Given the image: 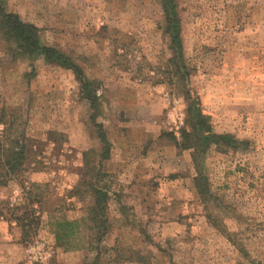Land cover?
I'll return each instance as SVG.
<instances>
[{"label": "rangeland", "instance_id": "1", "mask_svg": "<svg viewBox=\"0 0 264 264\" xmlns=\"http://www.w3.org/2000/svg\"><path fill=\"white\" fill-rule=\"evenodd\" d=\"M174 1L185 82L160 0L1 2L81 76L0 33V142L15 152L8 170L0 158V220L17 245L0 264H28L36 241L56 264H264V0ZM81 78L98 83L97 111ZM187 95L211 133L180 149ZM95 190L107 230L80 223L57 243L54 222L85 218Z\"/></svg>", "mask_w": 264, "mask_h": 264}, {"label": "trees", "instance_id": "2", "mask_svg": "<svg viewBox=\"0 0 264 264\" xmlns=\"http://www.w3.org/2000/svg\"><path fill=\"white\" fill-rule=\"evenodd\" d=\"M0 0V33L7 35L12 38L14 44L21 53L31 54L40 52L46 61L53 62L60 65L63 68H71L77 77L81 76V72L77 69L75 65L71 63V61L61 52L56 49L42 47L37 40V29L32 25L23 23L17 15L6 13L2 2ZM164 28L163 33L169 36V47L175 51L174 55L177 58H173L172 62H175L176 72L175 75L178 76L181 80L185 82V79L189 76L186 68L180 66L179 61L183 59V49L180 39V21L176 12V4L174 0H160ZM97 88L98 83L95 81H88L81 78L80 81V90L81 96L83 99L89 102V105L93 111H97L99 106V97L97 96ZM188 96V95H187ZM187 107L185 110V119L184 126L180 130V141L175 142L176 146L180 149H193L196 147L197 143L201 141V137L204 134H210L211 129L209 124H207L208 118L202 114V112L195 107L194 101L190 99L188 96ZM4 111L0 112V125H5L4 121ZM7 132V130H5ZM6 138V137H5ZM99 138L104 146V153L106 156L109 153V142L107 141L104 131L100 129ZM210 139L215 141V145L228 147L233 144L235 146L244 144L240 141L230 142L221 135H210ZM14 143V142H10ZM17 143V142H15ZM5 145L0 142V158L6 157V164L2 165L7 170L12 167L11 162H9V157L15 154L13 149L7 150L4 147ZM198 147V146H197ZM196 147V148H197ZM26 150V146L22 145V151ZM105 156V157H106ZM105 159V158H104ZM23 160V158H22ZM107 194L102 190H95L93 200L91 202L90 207L88 208V215L85 218H82L81 221H56L53 226L54 230V238L57 243L66 242L70 236L73 235L74 229L79 230L80 223H91L92 226H89L90 230H100L102 229V233L107 230V218L104 213V209L107 205ZM3 213L0 211V217H3ZM10 215L13 213L10 212ZM9 220L22 225V218L11 216ZM36 225L37 222L30 223ZM97 240L99 241L101 237L104 235L97 233ZM64 246V245H60ZM98 256V255H97Z\"/></svg>", "mask_w": 264, "mask_h": 264}, {"label": "built area", "instance_id": "3", "mask_svg": "<svg viewBox=\"0 0 264 264\" xmlns=\"http://www.w3.org/2000/svg\"><path fill=\"white\" fill-rule=\"evenodd\" d=\"M25 252L28 264H56L54 248L45 241L34 242Z\"/></svg>", "mask_w": 264, "mask_h": 264}, {"label": "crops", "instance_id": "4", "mask_svg": "<svg viewBox=\"0 0 264 264\" xmlns=\"http://www.w3.org/2000/svg\"><path fill=\"white\" fill-rule=\"evenodd\" d=\"M12 223L10 224L11 227H13L14 225V223L13 224ZM8 232H9L8 225L4 221L0 220V234H1L0 236L3 237L4 239H7V240H0V251H3L4 249H8L9 252H12L13 248L17 246L16 243L8 239L7 237ZM5 260L7 261L8 258Z\"/></svg>", "mask_w": 264, "mask_h": 264}]
</instances>
